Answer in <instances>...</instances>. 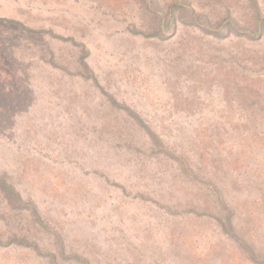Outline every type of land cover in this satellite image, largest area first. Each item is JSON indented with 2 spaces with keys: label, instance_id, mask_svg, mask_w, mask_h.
Here are the masks:
<instances>
[{
  "label": "rangeland",
  "instance_id": "374dc122",
  "mask_svg": "<svg viewBox=\"0 0 264 264\" xmlns=\"http://www.w3.org/2000/svg\"><path fill=\"white\" fill-rule=\"evenodd\" d=\"M0 264H264V0H0Z\"/></svg>",
  "mask_w": 264,
  "mask_h": 264
}]
</instances>
